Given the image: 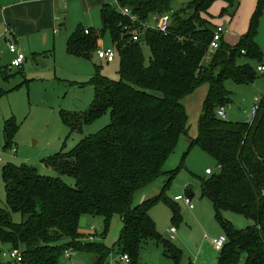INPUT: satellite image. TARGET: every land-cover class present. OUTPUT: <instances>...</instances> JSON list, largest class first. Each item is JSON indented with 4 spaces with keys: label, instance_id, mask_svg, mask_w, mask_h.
<instances>
[{
    "label": "trees",
    "instance_id": "16d2710c",
    "mask_svg": "<svg viewBox=\"0 0 264 264\" xmlns=\"http://www.w3.org/2000/svg\"><path fill=\"white\" fill-rule=\"evenodd\" d=\"M174 1L115 0V5L101 8V30L79 26L68 37V54L93 59L109 33L121 61V79L96 75L91 82L94 100L90 108L65 116V122L80 133L109 112L110 124L82 139L70 152L44 161L58 177L42 176L30 166L4 167L6 207H0V242L22 255L21 262L5 264H60L70 250L93 255L94 264H102L117 250L128 256L130 264H138L141 250L150 241L162 243L165 255L179 264L181 251L172 244L178 231L174 239H163L150 213L159 201H166L173 223L182 220L166 192L183 163L172 171L165 167L181 138H189V117L182 101L206 83L210 89L198 137L190 145L201 147L219 169L200 178L202 197L212 202L224 233L218 238L225 239L218 264H264V117L260 121L264 96L251 122H229L217 113L230 103L226 80L252 84L257 79L258 71L250 62L263 63L256 40L264 0H258L249 30L240 42L231 47L223 39L214 53H209V47L217 28L207 17L209 11L223 1L226 7L221 15L234 17L239 1L192 0L179 9L174 8ZM125 9L129 14L121 12ZM166 14L171 17L167 33L151 27L154 17ZM144 44L151 50L148 64ZM13 123L8 121L5 126L8 145ZM163 176L167 180L161 194L132 208L135 195ZM63 177L73 178L75 186ZM192 190L187 188L190 200ZM226 211L243 216L252 225L235 229L222 218ZM14 214L22 216L21 223L14 222ZM85 216L103 218L106 228L115 216L121 218L123 228L113 250L94 240L81 242L80 223Z\"/></svg>",
    "mask_w": 264,
    "mask_h": 264
},
{
    "label": "rangeland",
    "instance_id": "374dc122",
    "mask_svg": "<svg viewBox=\"0 0 264 264\" xmlns=\"http://www.w3.org/2000/svg\"><path fill=\"white\" fill-rule=\"evenodd\" d=\"M115 5V0H59L60 14L54 29L55 44L51 43L45 60L47 67L42 69L32 59V54H26L28 61L22 69H10L13 60L10 58L2 72L9 77L4 80L0 77V207H6V192L3 183L4 167L30 166L45 177H58V174L47 168L44 161L57 153H68L77 144L90 135H94L110 124L108 112L93 124L85 126L80 133H76L65 122V116L87 111L94 100V86L92 80L96 75H102L113 81L121 79V61L116 54L115 61L107 63L94 56L93 59L80 58L68 54L67 38L79 27L84 29L101 30L100 2ZM192 0H175L174 8L179 9L188 5ZM240 3L234 17L222 16V9L226 6L223 1L216 2L209 11L208 19L213 27H222L225 30L224 42L235 47V39L241 31H248L251 20L257 9L251 0H238ZM63 15H62V14ZM65 15V16H64ZM65 27L60 28L59 24ZM153 24V23H152ZM53 36V33H52ZM257 43L263 53L264 65V14L260 20ZM102 48L112 47L109 33L101 40ZM235 45V46H234ZM47 48V49H48ZM143 54L146 64L150 61L151 50L143 45ZM257 72V62H250ZM207 84V83H206ZM203 84V85H206ZM200 86L199 88L203 87ZM225 89L230 94V103L225 105L226 121L245 123L250 122L255 99L264 95V74L257 73V79L252 84H237L232 80L224 82ZM198 88V89H199ZM189 97V96H188ZM241 109V110H240ZM65 113L67 115H65ZM193 122L197 114L189 110ZM194 115V117H193ZM14 120L11 144L5 133L6 122ZM197 131L194 122L190 134ZM184 159V161H183ZM183 163V164H182ZM181 164L183 165L181 167ZM181 167L173 180L171 188L166 192L169 201L177 205L182 220L177 225L173 223V212L166 201H159L151 210V217L156 229L163 239L169 237V231L176 228L178 235L172 244L181 251L179 264H218L220 252L216 250L212 239L224 236L223 229L216 217V211L209 199L203 198L200 188V178L206 177V170L219 172L216 161L201 147H192L187 137L181 138L175 154L169 159L165 170L172 171ZM64 181L75 186L71 177H63ZM167 177L163 176L151 187L137 193L131 204L132 208L159 196ZM193 185L192 204L195 209L190 210L184 201L176 202V198L187 197V188ZM222 218L231 222L238 230H245L252 222L243 216L226 211ZM20 214H14L15 223L22 222ZM123 228L122 220L115 216L108 228L101 217L85 216L81 219V242L90 243L96 237V243H103L109 250H113L120 239ZM72 259L63 256L60 264H94L95 258L90 254H81L72 250ZM9 246L0 242V264L10 261L7 255ZM102 264H124L117 250L113 251ZM138 264H176L165 255L164 245L150 241L141 250Z\"/></svg>",
    "mask_w": 264,
    "mask_h": 264
},
{
    "label": "crops",
    "instance_id": "0c3cea01",
    "mask_svg": "<svg viewBox=\"0 0 264 264\" xmlns=\"http://www.w3.org/2000/svg\"><path fill=\"white\" fill-rule=\"evenodd\" d=\"M251 2L252 5L255 6V0H251ZM100 4H102L103 7L107 3L102 1ZM60 12L59 0H0V77L2 79L8 80L9 78L6 73L2 72L6 69L7 60L15 58V56L11 55L9 52V42L15 43L19 52L25 56L26 54H32L33 60H37V58L47 59L46 55L47 53L49 55V52L46 51L50 50L48 46L51 43H53V45L55 44V36L58 34L57 30L54 28L57 24ZM59 26L60 28L65 27L64 23H60ZM7 28L9 30L8 34L6 33ZM247 32L248 31H241L238 35L239 37L235 39L236 43L234 44L237 45L242 36ZM27 61L28 59L26 57V62ZM25 63L18 70L22 69ZM260 66H258V68ZM209 89L210 87L208 84L203 85V87L197 89L195 93L182 101L189 117L190 131L192 124L194 122L197 124L196 132H193L191 135L189 131V138H187L190 142L192 139L198 137V123L203 112L204 102L208 96ZM262 98L260 100H262ZM189 110H191L193 114H197L193 122L191 121ZM95 240L96 238L94 241Z\"/></svg>",
    "mask_w": 264,
    "mask_h": 264
},
{
    "label": "built area",
    "instance_id": "2783aa9c",
    "mask_svg": "<svg viewBox=\"0 0 264 264\" xmlns=\"http://www.w3.org/2000/svg\"><path fill=\"white\" fill-rule=\"evenodd\" d=\"M65 1V0H63ZM124 15L126 14H129V11L127 9L125 10H122L121 11ZM153 24H151L152 28H156V30L162 32V33H167L169 31V28H170V25H171V17L169 14H166L164 16H161V17H155L153 20H152ZM86 34H89V31L86 30L85 31ZM6 33L8 34L9 33V30L8 28L6 29ZM224 34H225V30L222 28V27H217L214 35H213V39L211 41V44H210V47H209V53H214L219 47H220V44L221 42L223 41L224 39ZM8 46H9V52L11 55H14L15 58L12 60L9 68L12 69V68H16V69H19L22 67V65L26 62V56L22 53L19 52L18 50V47L15 43H12V42H9L8 43ZM95 56L100 59V60H103V61H106L107 63H112L115 61V58H116V51L113 47L111 48H108V49H103V48H100L99 50L96 51V54ZM258 72L260 74H264V65H261L259 68H258ZM256 104L253 106L252 108V116L255 118L258 114V111H259V104H260V100L259 99H256L255 100ZM218 116L222 119H225L226 118V110L225 108H220L218 111ZM3 163V160L2 158L0 157V164ZM214 172L210 169H207L206 170V176H210L212 175ZM176 201L178 202H181V201H184V203L191 209L193 210L194 209V205L192 204V201L189 199V198H186V197H177L176 198ZM177 234V230L175 228H172L170 231H169V237L171 239H174L175 236ZM92 241L94 240V237L91 238ZM213 244L215 245L216 249L218 251H221L225 245V239L224 238H221V239H213ZM72 250L70 251H67L65 253V259H69L71 260L73 257H72ZM7 258L10 259V261H13V262H21L22 261V255L19 251H13V252H10L8 255H7ZM121 261L124 263V264H130V259L128 258V256L124 255V256H121Z\"/></svg>",
    "mask_w": 264,
    "mask_h": 264
},
{
    "label": "water",
    "instance_id": "95a60500",
    "mask_svg": "<svg viewBox=\"0 0 264 264\" xmlns=\"http://www.w3.org/2000/svg\"><path fill=\"white\" fill-rule=\"evenodd\" d=\"M36 61H37L38 65H39L42 69H44V68L47 67V64H46V62H45V60H44L43 58H37ZM263 117H264V112L262 113V115H261V117H260V121L263 119ZM188 188H189L190 190L193 189V185H189Z\"/></svg>",
    "mask_w": 264,
    "mask_h": 264
},
{
    "label": "bare ground",
    "instance_id": "6f19581e",
    "mask_svg": "<svg viewBox=\"0 0 264 264\" xmlns=\"http://www.w3.org/2000/svg\"><path fill=\"white\" fill-rule=\"evenodd\" d=\"M155 18V17H154Z\"/></svg>",
    "mask_w": 264,
    "mask_h": 264
}]
</instances>
